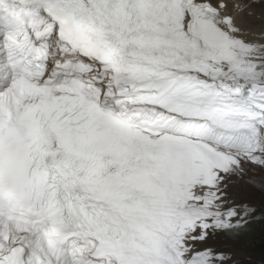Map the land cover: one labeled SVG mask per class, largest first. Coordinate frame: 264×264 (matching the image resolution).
<instances>
[{
  "label": "snow or ice",
  "instance_id": "obj_1",
  "mask_svg": "<svg viewBox=\"0 0 264 264\" xmlns=\"http://www.w3.org/2000/svg\"><path fill=\"white\" fill-rule=\"evenodd\" d=\"M0 264H264V0H0Z\"/></svg>",
  "mask_w": 264,
  "mask_h": 264
}]
</instances>
